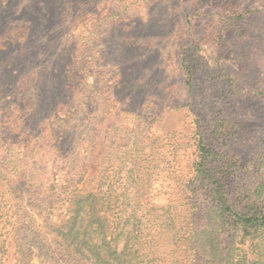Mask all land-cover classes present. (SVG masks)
Returning a JSON list of instances; mask_svg holds the SVG:
<instances>
[{
	"label": "rangeland",
	"instance_id": "obj_1",
	"mask_svg": "<svg viewBox=\"0 0 264 264\" xmlns=\"http://www.w3.org/2000/svg\"><path fill=\"white\" fill-rule=\"evenodd\" d=\"M183 64L192 67V87L185 83ZM116 79L121 137L131 131L125 128L132 121L127 115L143 113L145 101L165 110L176 107L152 131L162 134L172 126L187 141L194 112L205 120L223 118L240 130L227 153L243 164L253 159L251 177L259 179L264 0H0V171L25 198L27 222L59 225L69 216L66 194L51 209L35 194L39 182L47 188L56 181L57 191H64L60 166L42 149L47 118L62 113L63 103H78L87 84ZM20 111L22 121L16 123ZM31 138L36 143L27 175L37 181L25 183L15 177L19 168L13 170L12 160L23 156ZM47 173L57 175L51 181ZM88 178L80 184L84 191L92 189ZM167 255L169 264H177L178 254ZM27 261L44 264L37 252Z\"/></svg>",
	"mask_w": 264,
	"mask_h": 264
},
{
	"label": "trees",
	"instance_id": "obj_2",
	"mask_svg": "<svg viewBox=\"0 0 264 264\" xmlns=\"http://www.w3.org/2000/svg\"><path fill=\"white\" fill-rule=\"evenodd\" d=\"M183 65L192 87V67ZM119 85L118 79L87 84L78 89V103H63L62 113L47 118L42 149L60 166L64 191L56 181L47 188L39 182L35 194L47 209L66 194L64 223L27 222L25 198L0 171V264H29L35 252L44 264H169L167 254H178L177 264H264V138L255 180L253 159L243 164L227 153L240 130L223 118L194 112L187 141L172 126L152 131L176 107L145 101L143 113L127 115L131 131L121 137L114 112ZM34 140L12 160L25 183L37 181L27 175ZM47 175L53 181L57 174ZM87 175L92 189L84 191Z\"/></svg>",
	"mask_w": 264,
	"mask_h": 264
}]
</instances>
